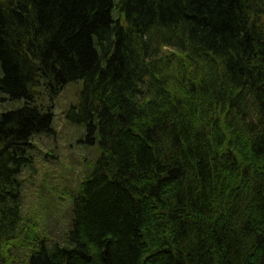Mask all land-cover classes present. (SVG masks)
<instances>
[{
    "label": "trees",
    "instance_id": "trees-1",
    "mask_svg": "<svg viewBox=\"0 0 264 264\" xmlns=\"http://www.w3.org/2000/svg\"><path fill=\"white\" fill-rule=\"evenodd\" d=\"M76 83L58 242L23 178ZM0 98V264H264V0H0Z\"/></svg>",
    "mask_w": 264,
    "mask_h": 264
},
{
    "label": "rangeland",
    "instance_id": "rangeland-1",
    "mask_svg": "<svg viewBox=\"0 0 264 264\" xmlns=\"http://www.w3.org/2000/svg\"><path fill=\"white\" fill-rule=\"evenodd\" d=\"M80 90V83L71 84L57 98L56 132L34 141V169L23 178L26 215L38 217L43 234L58 242L62 241L70 220L68 193L78 188L98 156L96 147L84 145L83 130L71 126L65 119V112L76 105ZM3 107L11 109L0 98V109Z\"/></svg>",
    "mask_w": 264,
    "mask_h": 264
}]
</instances>
